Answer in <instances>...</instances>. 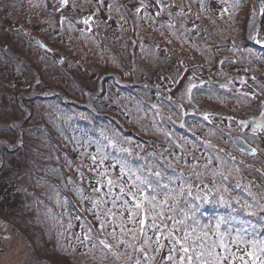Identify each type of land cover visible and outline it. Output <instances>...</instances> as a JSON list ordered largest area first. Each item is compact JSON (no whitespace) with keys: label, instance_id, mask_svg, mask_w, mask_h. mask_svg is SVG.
<instances>
[{"label":"rangeland","instance_id":"374dc122","mask_svg":"<svg viewBox=\"0 0 264 264\" xmlns=\"http://www.w3.org/2000/svg\"><path fill=\"white\" fill-rule=\"evenodd\" d=\"M262 118L259 0H0V264H147L117 244L130 236L115 226L113 240L114 224L101 229L95 215L113 199L98 172L121 180L120 160L163 172L167 190L183 187L168 215H187L190 228L223 218L221 231L264 240ZM236 135L254 156L235 147ZM167 190L157 186L158 198ZM101 196L108 203L94 209ZM232 251L245 255V245Z\"/></svg>","mask_w":264,"mask_h":264},{"label":"snow or ice","instance_id":"6c2138e0","mask_svg":"<svg viewBox=\"0 0 264 264\" xmlns=\"http://www.w3.org/2000/svg\"><path fill=\"white\" fill-rule=\"evenodd\" d=\"M68 2L69 0H60L62 5H67ZM240 2L241 0H234L235 6L238 7ZM259 3L260 11L264 13V0H259ZM255 15L256 13H253V16ZM90 20L91 17H86L83 23L89 25ZM192 87L194 85L188 89L189 94ZM241 123L243 124V122ZM258 126L264 128V118L258 122ZM253 131H255V128ZM111 143L113 147L117 146L114 141ZM120 151L129 155L132 154L130 148L121 147ZM107 158L106 154L101 153L100 164L102 165ZM92 160L95 163L96 156H93ZM117 163L120 166L121 180L108 177L106 171L98 172L101 178H106L107 195L112 196L113 199L111 200V208H107L103 212L96 211L95 215L97 220H100L101 229L108 222L114 224L113 231L109 233L113 240H117L115 226L119 227L121 237H131V242L123 239L117 240L118 245L124 243L128 248H133L144 256L147 264H157L156 256L164 248L168 249V254L161 258L160 264H225L226 261L227 264H234L236 260H239L241 264H264V240H248L245 229H241L234 236L231 232L221 231L220 226L224 222L223 218L217 221L214 229L211 227H208V230L190 228L186 224L187 215H185L184 219L179 220L172 215H168V212H171L176 203H178L177 197L183 194V187L178 193L174 189L167 190V184H162L159 179L163 177L164 173L153 171L151 166H142L133 171L126 161L120 160ZM144 168H147L151 176L157 179L153 181L148 176L142 175ZM124 174H127L133 181L127 186L122 182ZM168 179L171 180L172 177H168ZM103 182V179L97 181L98 184ZM157 186L167 190L162 200L158 198ZM115 187L119 188L118 194L113 193V188ZM149 189L151 192L148 191ZM100 191L99 187L93 188L95 193H100ZM189 195H191L190 192ZM220 199L223 202L224 198L221 197ZM118 201L121 202L120 208L122 209L119 213L113 211L117 207ZM169 201H172V203L170 204ZM91 202L94 209H99L100 205L108 203L102 196ZM165 206H167V211ZM251 207L248 204L242 205L244 210ZM261 211H264V207L261 208ZM124 212H127L126 219L124 218ZM248 214L255 215L254 212H249ZM102 215L105 219H101ZM169 221L171 222L170 224ZM127 224H131L133 227L128 228L126 227ZM149 231L154 234L155 239L149 235ZM85 238H88L87 234ZM137 239L142 241L139 248H135ZM163 241H167V243L165 244ZM99 244L109 251L112 250L113 245L108 243L106 239L99 240ZM153 244H155V248L152 247ZM241 244L245 245V255L250 257V261L245 259V255L238 256L236 252L232 251L233 246L239 250V245ZM249 248L251 249L250 251L248 250ZM218 249L222 251H218ZM149 251L154 254L149 255ZM134 264H141V260L137 258Z\"/></svg>","mask_w":264,"mask_h":264},{"label":"water","instance_id":"95a60500","mask_svg":"<svg viewBox=\"0 0 264 264\" xmlns=\"http://www.w3.org/2000/svg\"><path fill=\"white\" fill-rule=\"evenodd\" d=\"M30 41L34 45H38V46L42 47V43L38 38H36V37L30 38ZM233 141H234V143L238 149L243 150L249 154L254 153V151H253V150H255L254 147L252 145H250L244 138H242L240 136H235L233 138Z\"/></svg>","mask_w":264,"mask_h":264},{"label":"trees","instance_id":"16d2710c","mask_svg":"<svg viewBox=\"0 0 264 264\" xmlns=\"http://www.w3.org/2000/svg\"><path fill=\"white\" fill-rule=\"evenodd\" d=\"M214 86H216V87H218V88H220L219 86H217V85H214ZM224 87H227V86H224ZM246 139V138H245ZM247 140V139H246ZM248 141V140H247ZM249 142V141H248ZM250 143V142H249ZM254 146V145H253ZM236 147V146H235ZM237 148V147H236ZM239 150V149H238ZM240 152H242V153H244V154H247L248 156H254L255 154H256V148H255V152L253 153V154H248V153H246V152H243V151H241V150H239ZM31 225V224H30ZM32 229H27V233L25 232V234H28V236H30L31 235V231Z\"/></svg>","mask_w":264,"mask_h":264}]
</instances>
